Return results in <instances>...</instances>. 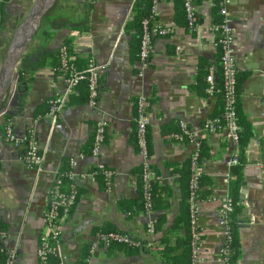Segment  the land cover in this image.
<instances>
[{
	"label": "crops",
	"instance_id": "1",
	"mask_svg": "<svg viewBox=\"0 0 264 264\" xmlns=\"http://www.w3.org/2000/svg\"><path fill=\"white\" fill-rule=\"evenodd\" d=\"M33 1L0 0V65ZM197 12L198 25L191 31L173 0L158 2L154 24L171 32L152 38L148 64L139 75L141 64L133 40L124 31L132 16V0L54 1L17 64L0 107V125L9 126L17 138L31 136L44 153L41 169H28L22 161L25 145L11 143L0 133V228L7 232L4 249L15 251V264H41L36 250L40 236L48 232L44 213L49 194L63 176V167L70 170L71 160L76 161L72 171L77 200L59 224L56 245L64 264H83L100 231H117L155 244L170 233L168 244L175 246L174 255L179 258L188 221V163L194 150L186 140L171 137L181 133L180 121L204 151L201 190L208 194L198 201V264H223L226 233L218 210L221 198L229 194L230 173L237 167H228L235 149L225 130L204 129L207 120H220L222 106L216 93L209 95L205 90L209 69L215 73L219 65L211 31L217 18L215 2L199 3ZM228 14L241 78L238 110L242 127L246 124L249 132L238 168L242 213L235 264H264V0H232ZM66 40L71 41L80 68L90 60L107 66L99 76L96 106L88 104L87 89L81 83L52 117L50 99L66 90L64 77L56 69L57 51ZM139 95L146 97L150 164L162 203H167L150 216L140 208V158L135 146ZM99 118L106 122V134L94 157L90 149ZM99 164L113 176L109 185L102 174L92 175ZM158 219V231L150 236L147 223ZM157 246L164 245L133 253L97 244L89 264H166Z\"/></svg>",
	"mask_w": 264,
	"mask_h": 264
},
{
	"label": "built area",
	"instance_id": "2",
	"mask_svg": "<svg viewBox=\"0 0 264 264\" xmlns=\"http://www.w3.org/2000/svg\"><path fill=\"white\" fill-rule=\"evenodd\" d=\"M91 2L93 0H86ZM161 0H151L150 13L148 17L142 21L143 31L140 39L139 47V62L141 70L139 75L143 74L144 67L147 66L151 54V41L154 36H166L171 32V28L154 24L157 16V4ZM209 0H182L183 10L187 27L191 31H195L198 25V12L197 6L201 2ZM215 2L217 10V19L211 24V31L215 35V46L220 48V70L222 87L224 91V113L221 120H207L204 124V129L210 132H215L219 129H224L226 137L231 145L234 147V153L228 162V167L232 168L239 165L238 143H239V124L237 122V85L236 79L238 74V66L235 56L233 28L230 23L228 14V5L232 0H212ZM107 64H99L90 60L84 69H78L72 62L69 61L67 49L65 45L59 48V65L56 67L65 80L66 90L63 93L56 94L49 101L48 114L56 117L58 113L65 107L68 96L76 87L85 82L87 87V102L90 106L94 107L97 104L99 76ZM206 79V92L209 95L214 94L216 89L215 73L211 67L205 77ZM264 104V98L262 99ZM181 133L172 134V138L178 141L186 140L188 143L194 145V150L189 159L190 164V178L188 184V214L191 236V251L190 259L191 264H198V249L200 234L197 228V213H198V193L201 190L200 180L202 177V170L199 163V142L195 140L187 125L179 122ZM106 134V122L103 118L96 120L94 124L93 138L90 149V154L94 157L99 155L101 146L104 142ZM5 136L7 141L18 144L23 143L25 150L23 153L22 161L26 168L39 171L44 162V153L41 151L31 136H24L17 138L10 129L6 127ZM148 117L146 114V97L139 95L135 100V146L137 154L140 158V187L144 200V214L150 216L153 214L151 209V187L155 179V173L150 164V152L148 146ZM70 170L67 172L66 177L70 182V190L65 192L61 189L60 181L50 191V200L47 209L44 213V220L48 227V232L39 238L38 248L36 250V257L41 264H64V259L58 253L57 242L60 238L61 232L59 224L61 220L67 217L75 205L77 200V190L73 185L75 174L72 169L76 165L75 160H71ZM1 168V166H0ZM102 174L107 185L112 180V174L107 168L99 164L97 169L92 172V175ZM234 205L229 194L223 196L220 200L218 210L219 224L225 228L226 242L221 249V257L223 264H229V250L226 243L230 240V216L233 213ZM146 231L150 236H154L155 220H149L146 226ZM7 237L5 230H0V255L4 254V264H15V251L5 250L3 243ZM110 243L124 244L130 247H140L141 243L134 240L129 235L121 234L118 232L98 233L96 236V243L90 246V254L94 253L97 244L107 247ZM157 244L153 241L147 242V246L151 249ZM90 258L85 261L89 264Z\"/></svg>",
	"mask_w": 264,
	"mask_h": 264
},
{
	"label": "trees",
	"instance_id": "3",
	"mask_svg": "<svg viewBox=\"0 0 264 264\" xmlns=\"http://www.w3.org/2000/svg\"><path fill=\"white\" fill-rule=\"evenodd\" d=\"M176 3L177 6V11L181 14L182 13V18L185 19V14H184V10H183V4H182V0H173ZM90 3V2H89ZM150 7H151V0H132V16L127 19V21L125 22L124 25V31L126 33H130L131 38L133 40L134 43V54L137 56L136 58L138 59V52H139V47H140V39H141V35H142V31H143V24L142 21L144 18L148 17L149 13H150ZM217 19V18H216ZM215 19V20H216ZM186 23V20H185ZM84 26V25H82ZM64 45L66 46L67 49V54L69 57V61L72 62L78 69H84L87 66V63L84 67L80 68L77 64H78V60L73 57L72 54V44L70 40H66L64 42ZM218 51V55H219V60H220V48H217ZM57 66L59 65V49L57 51ZM218 69V70H217ZM215 69V81H216V89L215 92L221 99L222 102V106H221V110H220V124L222 122V117H223V113H224V91H223V87H222V79H221V70H220V65H218V68ZM214 70V69H213ZM240 80L241 78L239 77V72L237 74V79H236V85H237V94L239 92V84H240ZM84 83L85 87H86V83L85 82H81ZM80 83V84H81ZM79 84V85H80ZM78 85V86H79ZM206 88V87H205ZM88 96V95H87ZM237 122L239 124V143H238V150H239V165L235 166V168L237 167V171H232L230 173L231 178L229 180V196L231 197L232 201H233V205H234V210L233 213L230 216V240L226 243V246L228 247L229 250V264H235L239 254H240V246H239V240H238V223H239V216L242 213V208L240 206V201L238 199L239 196V189H240V185H241V174L240 171L238 170V168L242 165L243 161H242V151L246 145V143L249 140V132L248 129H246V124H245V129L244 127H242V121H241V115L240 112L238 110V102H237ZM6 127L0 125V133L2 136H5V130ZM204 156V151H202V146L201 144L199 145V163L200 160H202V157ZM201 166V165H200ZM188 177H187V193H186V208H187V213H188V196H189V190H188V184H189V178H190V164L188 163ZM234 168V167H233ZM69 171V167L68 166H64L63 167V176L60 178V186L61 189L65 192L69 191V180L68 177L64 176L67 174V172ZM97 176H99V174H97ZM101 176V175H100ZM138 176H139V189H140V208L142 209V212L144 213V200H143V196H142V192H141V187H140V167H139V171H138ZM157 180H156V175H155V179L153 181L152 187H151V209L153 211H157L158 208H166L167 207V203L163 201L162 203V196L158 193L160 191V188H157V184H156ZM200 184L202 187V177L200 180ZM207 192L206 191H202L200 190V192L198 193V199H203L207 196ZM164 197H167V195H164ZM72 210V209H71ZM71 212V211H70ZM159 228V219L155 220V230L158 231ZM0 230H3L2 228H0ZM109 232H117V231H100L99 233H109ZM119 233V232H118ZM123 234V233H121ZM127 235V234H126ZM170 235V233H168L167 235H165L162 239H159L157 242L159 244H163V247L157 246L158 251L160 253L161 256H163L167 262L166 264H191V259H190V251H191V234H190V225H189V214H188V221L186 220V236L184 239H181L180 245L181 248H183V252L182 254L179 256V258H177L174 255V251H175V246H169L168 244V236ZM141 243L140 247H130L124 244H119V243H110L107 248H122L125 249L128 252H139V251H150V248L147 246V242L145 241H139ZM93 254H90L89 251H87V254L85 256V259L83 261V264H85V261L92 257ZM5 261V256L4 254L0 255V264H4Z\"/></svg>",
	"mask_w": 264,
	"mask_h": 264
},
{
	"label": "water",
	"instance_id": "4",
	"mask_svg": "<svg viewBox=\"0 0 264 264\" xmlns=\"http://www.w3.org/2000/svg\"><path fill=\"white\" fill-rule=\"evenodd\" d=\"M55 0H34L27 15L17 27L5 57L0 65V107L12 81L13 72L26 48L33 40L41 21ZM3 110V109H2ZM0 108V113H1ZM241 199L243 196L240 197Z\"/></svg>",
	"mask_w": 264,
	"mask_h": 264
}]
</instances>
